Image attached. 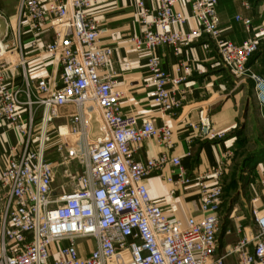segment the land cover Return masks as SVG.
I'll list each match as a JSON object with an SVG mask.
<instances>
[{
    "label": "built area",
    "instance_id": "1",
    "mask_svg": "<svg viewBox=\"0 0 264 264\" xmlns=\"http://www.w3.org/2000/svg\"><path fill=\"white\" fill-rule=\"evenodd\" d=\"M100 1L18 0L15 24L6 21L0 40V135L7 138L9 156L0 169V264H225L230 254H237L235 264H264V200L258 205L257 196L249 197L248 206L255 228L238 224L236 243L216 253L230 151L204 171L187 174L180 156L167 152L174 144L170 126L122 112L116 76L103 73L114 48L99 43L102 27L89 13ZM178 1L158 0L150 8L146 0H133L140 33L130 38V46L149 52L154 104L175 116L187 94L185 76L163 69L154 48L167 46L179 56L205 36L232 76L251 79L264 110V73L249 64L264 46V22L253 28L251 18L237 16L249 36L235 44L220 28L219 0H190L187 13L175 8ZM191 22L186 30L179 28ZM46 27L52 36L39 48ZM24 30L31 34L30 47L51 58L54 74L29 79ZM14 67L21 69L20 77L6 79ZM179 67L186 74L184 60ZM189 127L188 142L224 136L202 110ZM147 138L162 152L145 162L135 160L134 151ZM72 163L75 188L54 195L56 168ZM168 164L173 166L168 183L196 186L199 218L167 215L150 197L144 180ZM260 188L264 193V176Z\"/></svg>",
    "mask_w": 264,
    "mask_h": 264
},
{
    "label": "crops",
    "instance_id": "2",
    "mask_svg": "<svg viewBox=\"0 0 264 264\" xmlns=\"http://www.w3.org/2000/svg\"><path fill=\"white\" fill-rule=\"evenodd\" d=\"M255 1L234 0L236 8L231 17H227L221 0L218 1L216 13L224 37L235 44H240L249 36V32L241 21L236 19L237 16L251 18L253 28H257L264 22V3H254ZM157 2L158 0H146V4L150 8H154ZM17 4L18 0H0V14L9 24H15L17 20ZM175 8L184 13L189 12L190 0H179ZM89 13L102 27L99 43L114 48L103 73L116 76L115 86L122 95V112L148 118L156 125L170 126L174 144L167 152L170 156H180L182 167L187 174L204 171L208 166L215 164L227 147L231 145V138L199 140L194 137L191 142H188L193 134L189 123L198 120L201 110L209 117L213 128L216 126L217 129L223 131L225 129L222 128L229 125L228 122L227 126H222L223 124L220 122L225 121V118L229 121L227 116L229 115L230 99L226 95L231 77L234 78V76L221 65L213 42L205 36H200L190 47L182 48L179 56H175L172 48L167 46L154 48L152 53L159 58L163 69L173 75L185 76L183 87L185 86L187 90L186 99L177 114L171 116L159 110L149 96L151 80L146 67L149 52L135 50L130 46V38L140 33L137 9L133 0H103L96 3ZM227 18L235 22L230 23ZM193 24L194 22H191L184 28H179L186 30ZM30 36L31 34L24 30L22 45L27 58L25 68L29 79L35 80L54 74L56 68L52 64L51 58L48 55L40 54L39 49L30 47ZM51 36V28L46 27L38 42L39 48L48 42ZM10 42L11 40H4L3 43L7 46L10 45ZM179 59L185 61L186 74L183 67H179ZM249 64L254 72L264 73L258 70L256 59L252 61L251 57ZM20 74L21 69L14 67L5 73V77L8 80L14 77L19 78ZM162 150L163 148L154 139L147 138L139 144L133 156L135 160L145 162L148 158L159 155ZM188 152L189 155H187ZM8 156L7 138L0 135V169L6 165ZM172 172L173 166L168 164L161 173H154L144 180L150 197L160 204L167 215L181 219L190 216L199 218L196 186L193 184L173 186L166 181V176H170ZM171 189H173L172 193H170ZM248 196H257L259 198L258 205L264 200L261 188L254 192L248 190ZM230 246L226 244L222 249L225 252ZM218 247L217 254H219Z\"/></svg>",
    "mask_w": 264,
    "mask_h": 264
},
{
    "label": "rangeland",
    "instance_id": "3",
    "mask_svg": "<svg viewBox=\"0 0 264 264\" xmlns=\"http://www.w3.org/2000/svg\"><path fill=\"white\" fill-rule=\"evenodd\" d=\"M256 0L254 3H264ZM228 16H233L235 11L234 0H221ZM230 23V18H227ZM256 59L257 68L264 72V46L261 51L252 56ZM229 101V121L225 118L222 126L224 136L221 139L231 138L232 143L226 150L230 151L226 161V170L223 177V203L220 211L218 231L219 253H224L226 244L233 245L238 239L237 225L244 228L255 226L248 213V190L254 192L260 189V179L264 176V110H261L254 94V84L251 79L239 80L231 77L227 95ZM215 131H220L214 126ZM58 159L57 161H60ZM76 172L74 164L59 165L53 182L54 195H62L73 190L76 186ZM233 214V217H232ZM230 230L226 233V230ZM83 241V240H82ZM84 244H90L85 240ZM82 243V242H80ZM237 254H230L225 264H235Z\"/></svg>",
    "mask_w": 264,
    "mask_h": 264
},
{
    "label": "water",
    "instance_id": "4",
    "mask_svg": "<svg viewBox=\"0 0 264 264\" xmlns=\"http://www.w3.org/2000/svg\"><path fill=\"white\" fill-rule=\"evenodd\" d=\"M5 33H6V20L2 15H0V40L3 39ZM93 126L95 128L96 124L93 123Z\"/></svg>",
    "mask_w": 264,
    "mask_h": 264
},
{
    "label": "bare ground",
    "instance_id": "5",
    "mask_svg": "<svg viewBox=\"0 0 264 264\" xmlns=\"http://www.w3.org/2000/svg\"><path fill=\"white\" fill-rule=\"evenodd\" d=\"M1 43V42H0ZM2 44H0V46H1Z\"/></svg>",
    "mask_w": 264,
    "mask_h": 264
}]
</instances>
